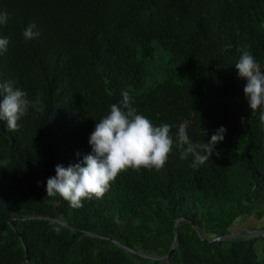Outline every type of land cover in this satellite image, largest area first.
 Returning a JSON list of instances; mask_svg holds the SVG:
<instances>
[{
    "label": "trees",
    "instance_id": "16d2710c",
    "mask_svg": "<svg viewBox=\"0 0 264 264\" xmlns=\"http://www.w3.org/2000/svg\"><path fill=\"white\" fill-rule=\"evenodd\" d=\"M0 12V84L39 100L17 130L0 121V264H264V234L225 239L264 217V123L235 68L248 50L264 71V0H0ZM31 23L40 35L26 40ZM122 91L155 126L184 123L193 142L223 126L224 139L197 168L175 147L159 170L129 168L81 208L48 197L55 166L91 153Z\"/></svg>",
    "mask_w": 264,
    "mask_h": 264
},
{
    "label": "clouds",
    "instance_id": "9594fccd",
    "mask_svg": "<svg viewBox=\"0 0 264 264\" xmlns=\"http://www.w3.org/2000/svg\"><path fill=\"white\" fill-rule=\"evenodd\" d=\"M8 18L6 12H0V25L6 24ZM39 35L35 23L23 31L26 40ZM8 43L7 37L0 38V54L7 51ZM235 68L239 77L247 81L243 91L251 111L260 110L259 119L264 123V71L248 50L241 53ZM0 96V121H5L9 130H17L18 121L29 107L39 104L38 99L29 100L27 93L14 87L11 81L0 84ZM121 96L122 100L112 104L109 113L96 123L89 138L91 153L84 155L80 163L55 166V176L47 179L48 197L59 195L71 207L81 208L83 200L103 197L111 182L129 168L159 170L166 164L173 147L179 150L181 160L191 156V167L197 168L211 158L215 145L224 139L226 129L221 126L207 142H193L186 124L181 123L175 132L168 123L155 126L138 114L129 92L122 91Z\"/></svg>",
    "mask_w": 264,
    "mask_h": 264
},
{
    "label": "rangeland",
    "instance_id": "374dc122",
    "mask_svg": "<svg viewBox=\"0 0 264 264\" xmlns=\"http://www.w3.org/2000/svg\"><path fill=\"white\" fill-rule=\"evenodd\" d=\"M256 234H264V217L260 220H257L253 216L241 217L235 221L230 229V235L226 236L225 239L237 236L251 237ZM255 248L258 257H261V251L258 243H255Z\"/></svg>",
    "mask_w": 264,
    "mask_h": 264
},
{
    "label": "water",
    "instance_id": "95a60500",
    "mask_svg": "<svg viewBox=\"0 0 264 264\" xmlns=\"http://www.w3.org/2000/svg\"><path fill=\"white\" fill-rule=\"evenodd\" d=\"M29 219H42V217H30ZM56 221H57V220H56ZM86 235L94 236V235H91V234H89V233H86ZM176 236H177V222L174 224V238H175ZM221 239H223V238H217L216 240H221ZM107 240H109V239H107ZM110 241L113 242V243H115L117 246H120L121 248L125 249V250L128 251V252H134V251L131 250V249H127V248L123 247L122 245H120L118 242H116V241H114V240H110ZM23 248H25L24 244H23ZM173 249H174V243L172 244L171 249H170V251H169V253L167 254L166 257H162V258H153V257H149V258H152V259H165V258H167V257H169V256L171 255ZM145 257H146V256H145ZM24 260H25V261L27 260L26 257L24 258Z\"/></svg>",
    "mask_w": 264,
    "mask_h": 264
}]
</instances>
